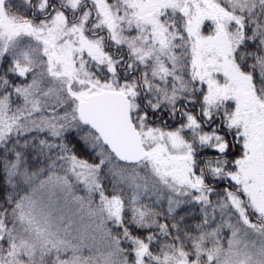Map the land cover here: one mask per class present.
Wrapping results in <instances>:
<instances>
[{"label":"snow or ice","instance_id":"snow-or-ice-1","mask_svg":"<svg viewBox=\"0 0 264 264\" xmlns=\"http://www.w3.org/2000/svg\"><path fill=\"white\" fill-rule=\"evenodd\" d=\"M0 264H264V0H0Z\"/></svg>","mask_w":264,"mask_h":264}]
</instances>
